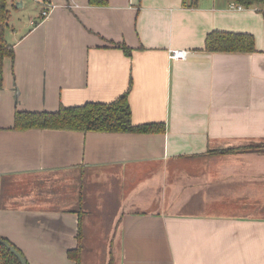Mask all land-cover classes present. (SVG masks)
Wrapping results in <instances>:
<instances>
[{
    "label": "crops",
    "instance_id": "1",
    "mask_svg": "<svg viewBox=\"0 0 264 264\" xmlns=\"http://www.w3.org/2000/svg\"><path fill=\"white\" fill-rule=\"evenodd\" d=\"M50 1L5 32L0 237L28 264H75L79 232L81 264L95 243L111 264H264V151H224L264 141V13L232 0ZM212 29L250 32L255 49L206 50ZM124 92L133 123L165 129L13 127L17 110Z\"/></svg>",
    "mask_w": 264,
    "mask_h": 264
},
{
    "label": "trees",
    "instance_id": "2",
    "mask_svg": "<svg viewBox=\"0 0 264 264\" xmlns=\"http://www.w3.org/2000/svg\"><path fill=\"white\" fill-rule=\"evenodd\" d=\"M232 1L242 3L247 7L259 5L264 8V0ZM89 2L94 5H103L106 4L107 0H89ZM259 11L264 13L263 9ZM10 18L11 10L8 7V0H0V86H2L3 81V59L5 56H13L14 54L13 43L8 41L5 35ZM123 48L125 51H130L128 46L123 45ZM204 49L209 51H252L255 49L254 35L250 32L212 29L205 35ZM13 127L16 129L35 127L80 131L136 132H157L165 129L163 122L133 123L127 92L108 102L86 101L75 105L61 104L56 110H17L14 115ZM235 149L264 151V141L230 147L224 151ZM213 151L218 152L220 150ZM80 223L79 220V225ZM80 233L77 236V246L67 252L75 264H81ZM0 264H21V262L6 246L0 244Z\"/></svg>",
    "mask_w": 264,
    "mask_h": 264
},
{
    "label": "rangeland",
    "instance_id": "3",
    "mask_svg": "<svg viewBox=\"0 0 264 264\" xmlns=\"http://www.w3.org/2000/svg\"><path fill=\"white\" fill-rule=\"evenodd\" d=\"M8 7L11 10V18L9 20V24L10 26L12 25H20L22 22L31 19L34 15H37V13L41 11L42 6L39 5L36 1L34 0H24V6L19 8L18 2L20 0H14L13 4H11L10 0ZM38 18V17H37ZM9 26H7L6 31H8ZM89 207L94 208V206L92 204H88ZM109 215V212H108ZM107 215H104L105 219H104V224L108 225V223H110V221L112 222V219L109 218ZM112 232V231H111ZM96 236V235H95ZM97 237V236H96ZM111 236L109 234H107L105 236L106 239L109 240ZM98 238V237H97ZM95 246L93 247V250L88 251L85 253V257L87 258H91L93 256V263L92 264H111L109 262L110 260V252L109 250H106V245L104 243H95ZM96 247V249H95ZM112 264H115V262H112Z\"/></svg>",
    "mask_w": 264,
    "mask_h": 264
},
{
    "label": "built area",
    "instance_id": "4",
    "mask_svg": "<svg viewBox=\"0 0 264 264\" xmlns=\"http://www.w3.org/2000/svg\"><path fill=\"white\" fill-rule=\"evenodd\" d=\"M37 2L42 6V9L40 11V16L36 20H32V23H37L39 18H43V17L47 16L49 14L50 10L54 7V4L50 0H37ZM229 6L231 8H235V9H244L247 7V6L243 5L242 3H236L234 1H232L229 4ZM252 6L256 10H260V9L264 10V8L260 7L259 5H252ZM187 53H188V50L185 48H170L169 49V56L171 58H175V59L185 58Z\"/></svg>",
    "mask_w": 264,
    "mask_h": 264
},
{
    "label": "water",
    "instance_id": "5",
    "mask_svg": "<svg viewBox=\"0 0 264 264\" xmlns=\"http://www.w3.org/2000/svg\"><path fill=\"white\" fill-rule=\"evenodd\" d=\"M0 244L6 246L12 253H14L15 256H17V258L21 262V264H27V260L25 256L23 255V253L20 252L16 248V246H14L9 240H7L6 238L0 237Z\"/></svg>",
    "mask_w": 264,
    "mask_h": 264
}]
</instances>
